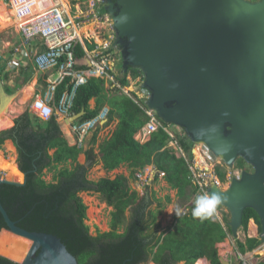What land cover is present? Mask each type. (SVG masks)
<instances>
[{
    "label": "trees",
    "instance_id": "obj_1",
    "mask_svg": "<svg viewBox=\"0 0 264 264\" xmlns=\"http://www.w3.org/2000/svg\"><path fill=\"white\" fill-rule=\"evenodd\" d=\"M84 55L82 47L77 46L76 56L82 58ZM129 74L134 78L143 77L139 70L130 69L118 77L123 85H129ZM9 79L5 62L0 65V81ZM71 89L70 80H65L57 89L55 102L58 104L63 94ZM92 100L96 102L94 108L90 106ZM106 106L110 113L104 127L115 121L117 125L111 136L99 144L100 159L95 146L102 128L92 135L88 148H79L69 144L56 116L45 121L28 109L15 119L13 127L0 131V150L7 140H11L18 153L17 165L27 175L24 186H0L1 203L11 220L26 231L57 236L78 264H196L201 259L210 264H222L218 245L232 235L230 214L218 205L216 210L221 212L222 221L215 213L203 221L193 218L198 189L192 182L186 159L169 147L171 137L164 129L152 133L145 143L137 141L135 136L148 122V116L134 100L108 89L101 79H91L87 85L78 88L70 113L78 114L84 110L85 115L79 122H85ZM6 116L11 119L10 115ZM176 133L179 145L191 161L192 142L184 131ZM82 154L88 166L79 162ZM100 163L107 173L126 166L129 176L119 174L114 179L90 180V169ZM149 166L156 170L151 184L159 182L160 174L164 173V181L177 192L176 198L185 209L174 216L172 225L165 228L159 217L172 204V197L158 198L155 192L151 194V184L141 195L130 184L137 172ZM236 166L245 169L248 164L240 158ZM17 172L22 176L19 170ZM217 173L224 181L225 170L218 168ZM47 174H52L50 182L45 178ZM84 192L98 194L100 200L112 208L109 232L90 234L85 223L88 207L80 196ZM251 220L260 228L258 214L247 208L242 227L246 234ZM4 229L7 224L0 212V233ZM22 241L12 239L5 231L0 235V252L10 244L27 246L29 252L32 242ZM235 244L237 251L245 255L259 249L262 242L257 237L247 236L245 241L236 239ZM25 258L22 257L23 262ZM0 264L17 263L0 257ZM257 264H264V260Z\"/></svg>",
    "mask_w": 264,
    "mask_h": 264
},
{
    "label": "water",
    "instance_id": "obj_2",
    "mask_svg": "<svg viewBox=\"0 0 264 264\" xmlns=\"http://www.w3.org/2000/svg\"><path fill=\"white\" fill-rule=\"evenodd\" d=\"M4 2V0H0ZM116 33L122 72L139 70L146 105L166 124L182 129L229 168L240 159L254 168L227 188L213 185L239 239L247 208L260 218L264 244V0H102ZM17 94L0 81V116ZM85 111L72 115L79 121ZM18 170L20 171L18 165ZM21 172V171H20ZM22 173V172H21ZM0 176V186H24ZM6 231L33 242L21 264H78L55 235L29 232L1 203ZM222 264H230L221 258Z\"/></svg>",
    "mask_w": 264,
    "mask_h": 264
},
{
    "label": "built area",
    "instance_id": "obj_3",
    "mask_svg": "<svg viewBox=\"0 0 264 264\" xmlns=\"http://www.w3.org/2000/svg\"><path fill=\"white\" fill-rule=\"evenodd\" d=\"M4 2L6 9L12 12V18L16 23L15 29L20 36V44L15 48V53L19 57L29 58L36 72L41 77H46L45 88L36 95L30 105L29 110L33 114L45 121L52 116L69 118L78 88L87 85L91 79H101L105 81L108 89L134 100L148 116V122L136 135L139 142H147L152 133L160 128L169 134L171 137L169 147L173 148L179 157L186 159L192 182L198 189L197 195L209 194V189L213 185L227 188L235 178L242 177L246 168L237 167L236 163L229 168L203 144H192L193 158L190 161L178 143L177 131L173 129L175 126L163 122L147 107L150 93L143 87L144 78L141 76L134 78L129 74L127 77L129 85L121 83L118 77L123 75L122 69L118 70L117 66L123 62L122 54L120 49L114 47L117 36L113 21L102 0H4ZM79 45L85 52L82 58L76 56V48ZM67 79L70 80L72 89L65 92L57 104L55 102L57 89ZM109 113L110 108L105 107L90 120L70 124L79 148H84L86 140L105 126ZM218 168L226 172L224 181L218 176ZM155 175L156 170L149 166L137 172L135 180L139 187L143 188L152 182ZM163 177L164 173H161L160 178ZM215 214L222 221V214L217 210ZM254 255L252 252L246 256L239 253L240 262L237 264H257L249 260Z\"/></svg>",
    "mask_w": 264,
    "mask_h": 264
},
{
    "label": "rangeland",
    "instance_id": "obj_4",
    "mask_svg": "<svg viewBox=\"0 0 264 264\" xmlns=\"http://www.w3.org/2000/svg\"><path fill=\"white\" fill-rule=\"evenodd\" d=\"M248 1L256 2V1H260V0H248ZM0 3H2V2H0ZM15 25H16L15 21H13L12 25L10 27H7V28H3L0 25V65L3 64L5 61L9 62L8 67H7V71H9L11 74L10 75L11 76V81H10L11 84H12V80H15L16 77L18 78L19 73L16 71L15 68H18L20 66L19 64L21 61V57H19L15 53V48H17L18 41H20L19 35L15 29V27H16ZM27 60H29V58H27ZM29 64L31 66V69H30L31 73H34L30 60H29ZM122 64L123 63L118 64V66H117L118 70H120L122 68ZM19 79H20V77H19ZM10 92H12V91L10 90ZM15 92H18V91H15ZM17 94H18L17 98L14 99V101L9 106L8 115H10L11 117L16 116L18 114L19 109H22V111H26L30 108L31 102L28 101L27 98L21 97L20 91ZM116 123H117V121L111 123L112 125L110 124L111 125L110 127L108 126L106 128H103L99 132L98 144L109 138V136L111 135ZM173 129L175 131L181 130L178 127H173ZM90 140H91V137H89L86 140V142H85L86 146H90ZM0 153H1V156H0V176L6 177L8 180L23 182V180H24L23 175L19 176V174L16 173L15 179L10 178L9 170L5 169L7 167V165H6L7 161H12V163L16 162L14 151L11 148L4 147L3 150H0ZM95 153L98 154V158L100 159L98 145L95 146ZM80 157L81 158H79V162L82 164H85L87 166L88 163L86 162L84 154H82ZM15 165H16V163H15ZM123 168H125V167H121L118 170H115L111 173H107L103 169L102 164L100 163V164H98L95 167L90 169L88 177L92 181H98L99 179L104 178V177H109V178L114 179L117 175H119L121 173H123L125 175L127 174L125 171L122 172ZM246 171L253 172L251 170V168L248 166H246ZM128 174H129V172H128ZM45 178L47 181L50 182L52 180V174H47ZM136 183L137 182L135 180L131 181V183H130L131 187H132V189L139 191L138 189H136L137 188ZM173 191L174 190H171L168 187L167 183L164 181L163 178L160 179L159 182L154 183L153 185L151 184L150 193L152 194L153 192H155L158 198H164L166 195L172 196L175 193ZM140 192L141 191H139V193ZM141 195H142V193H141ZM80 196L82 197L84 203L88 207V209H87V220L85 221V223L90 228V234L92 236H96L99 232H101V233L109 232L110 231L109 225H110V219H111L110 214H111L112 209L100 200V197L98 194H89L87 192H84V193H81ZM177 201L178 200H176L175 204H172L171 206L169 205L164 210L163 214L159 217V219L161 218L160 220H162V222L163 221L168 222V220H169L168 218L170 216L174 215L175 213H178L177 211H179V214L181 213L183 208H180L181 207L180 202L179 201L177 202ZM224 211L228 212L226 210V208H224ZM255 230L256 231H254V232L256 234L253 231L251 232L250 228H249V231L246 234L244 231H242V229H240L239 240L245 241L247 236L258 238L260 233H261L258 225L255 226ZM8 233L10 234L11 238L14 240L21 241V242H23L22 241L23 239L25 240V238L19 237V236L15 235L9 231H8ZM235 243H236V239L233 238V240L231 241V245H232V248L236 249ZM236 251H237V249H236ZM27 253H28L27 246H18V245H11L10 244V245H7L6 250H3L2 252H0V256L7 258V259H9L12 262H15L17 264H21V263H23L22 257L27 256ZM237 253H239V252H237ZM252 253H255V255L249 259L251 262L258 263L259 261L264 260V244L261 245V247L259 249L255 250ZM245 256H246V254H245ZM236 257L238 258V256H236ZM234 259L235 258L230 259L232 264H237L240 262L239 259H237V261H236V259L235 260ZM181 264H183V263H181Z\"/></svg>",
    "mask_w": 264,
    "mask_h": 264
},
{
    "label": "crops",
    "instance_id": "obj_5",
    "mask_svg": "<svg viewBox=\"0 0 264 264\" xmlns=\"http://www.w3.org/2000/svg\"><path fill=\"white\" fill-rule=\"evenodd\" d=\"M0 2H2V1H0ZM0 4H3V5H5V2H2V3H0ZM6 7V6H5ZM19 39H20V36H19ZM19 44H20V41H18V45L17 46H19ZM5 62H7V67H8V61H5ZM4 62V63H5ZM3 63V64H4ZM123 63V62H122ZM2 65V64H1ZM20 66L18 67V68H15L16 69V71L19 73V75H18V78L16 77L15 78V80H12V84L10 83V81H11V76H10V79L9 80H7V81H5V82H3V85H4V87H5V90L9 93V94H17L19 91H20V94H21V97H25V98H27V100L28 101H30L31 102V104L33 103V101H34V98L36 97V95H38L40 92H42L43 91V89L45 88V86H46V82H45V78L46 77H41L40 76V74H38V72H36V70H35V67H34V65L31 63V65H32V69H33V71H34V73H31V71H30V69H31V66H30V64H29V60H27V58H25V57H21V61H20V64H19ZM28 68V69H27ZM121 69H123V64H122V68ZM9 72V71H8ZM122 72V71H121ZM120 72V73H121ZM9 74H10V72H9ZM118 74H119V72H118ZM122 74L123 75H125L123 72H122ZM11 75V74H10ZM19 77H20V79H19ZM10 83V84H9ZM10 90L12 91V92H10ZM15 91H18V92H15ZM15 92V93H14ZM17 96H18V94H17ZM30 104V105H31ZM95 105H96V102H95V100H92L91 102H90V106H91V108H94L95 107ZM106 107H108V106H106ZM25 111H22V109H19L18 110V114L16 115V116H13V117H11V119L9 118V117H7L6 115H4V117H6V118H8L11 122H12V124H11V126L9 127V128H11V127H13L14 126V121H15V119L17 118V117H19L20 115H22L23 113H24ZM72 115H75V114H71V116ZM3 116V115H2ZM2 116H0V117H2ZM70 116V117H71ZM57 117V116H56ZM69 117V118H70ZM69 118H60V117H57V121H58V123L60 124V127H61V130H62V132H63V134L65 135V137L67 138V140H68V142H69V144L70 145H76L77 146V144H76V138H75V136H74V134L71 132V128H70V124L68 123V119ZM76 122H79V121H76ZM112 125V124H111ZM111 125H109V127L111 126ZM116 125H117V123H116ZM116 125H115V127H114V129H113V131L115 130V128H116ZM108 127V126H107ZM113 127V126H112ZM9 128H7V129H9ZM103 128H106V127H103ZM102 128V129H103ZM101 129V130H102ZM4 130H6V129H4ZM2 131V130H1ZM112 131V132H113ZM112 134V133H111ZM111 136V135H110ZM109 136V137H110ZM92 137V136H91ZM135 139H136V136H135ZM137 140V139H136ZM138 141V140H137ZM100 144V143H99ZM99 144H98V149H99ZM4 147H8V148H11L13 151H14V155H15V158H16V166H17V158H18V153H17V149H16V147L14 146V143L11 141V140H7L6 142H5V144H4ZM86 147L88 148L89 146H86L85 145V147H84V149H86ZM81 156V155H80ZM85 156V155H84ZM101 157V156H100ZM79 158H81V157H79ZM85 159H86V157H85ZM82 164V163H81ZM102 164V163H101ZM85 165V164H84ZM88 166V165H87ZM103 166V165H102ZM122 167H125V168H123L122 169V172L123 171H125L127 174L125 175V176H129V174H128V168L126 167V166H122ZM17 170H18V168H17ZM16 170V171H17ZM127 170V171H126ZM17 174H18V172H17ZM22 174V173H21ZM121 174H123V173H121ZM19 176H21L20 174H19ZM162 179V178H161ZM135 179H133L132 181H134ZM136 181V180H135ZM149 184H151V182L149 183ZM148 184V185H149ZM136 186H137V188L136 189H138L139 191H141L140 192V194L142 193H144V190H145V188H146V186L145 187H143V188H140L139 187V183L137 182L136 183ZM169 187V186H168ZM135 190V189H134ZM137 191V190H136ZM138 191V192H139ZM173 192H175L171 197H172V199H173V202H172V204H175V202H176V200H177V198H176V195H177V192L176 191H173ZM178 202V201H177ZM172 204H170V206L172 205ZM111 208V207H110ZM180 208H183V207H180ZM112 209V208H111ZM171 210V209H170ZM183 210L185 211V209L183 208ZM181 211V213H183L184 211ZM178 213H175L174 215H172V216H170L168 219V222H162V220H160L159 219V221L160 222H162L161 224H162V226L165 228V227H167V226H170V225H172L173 224V218H174V216L176 215V214H178L179 215V211H177ZM220 212V211H219ZM180 213V214H181ZM221 213V212H220ZM215 216H216V214H215ZM216 218H217V216H216ZM218 220H219V218H217ZM221 221V220H220ZM255 226H257V224L255 223V221L254 220H252V221H250V224H249V228H250V231H252L251 229H252V227H255ZM248 231H249V229H248ZM233 240V236L232 235H230L229 237H228V239L224 242V243H221V244H219L218 245V247H219V253H220V257L221 258H223L225 261H227V262H229L230 264H232L231 263V261H230V259H232V258H235L236 259V261H237V259H239V253H237L238 251H236V249L235 248H232V245H231V241ZM236 256H238V258L236 257ZM234 259V260H235ZM202 261H206L207 262V264H210V262L208 261V260H206V259H201ZM201 260L200 261H198L197 263H199V262H201ZM196 263V264H197ZM236 263V262H235ZM150 264H153V263H150Z\"/></svg>",
    "mask_w": 264,
    "mask_h": 264
},
{
    "label": "clouds",
    "instance_id": "obj_6",
    "mask_svg": "<svg viewBox=\"0 0 264 264\" xmlns=\"http://www.w3.org/2000/svg\"><path fill=\"white\" fill-rule=\"evenodd\" d=\"M220 203H221V198L217 193L198 195L195 199L194 207L192 209L193 218H198L201 221L210 219L211 217H213L217 209V206Z\"/></svg>",
    "mask_w": 264,
    "mask_h": 264
},
{
    "label": "bare ground",
    "instance_id": "obj_7",
    "mask_svg": "<svg viewBox=\"0 0 264 264\" xmlns=\"http://www.w3.org/2000/svg\"><path fill=\"white\" fill-rule=\"evenodd\" d=\"M13 21H14V19L12 18V12H9L6 9V7L3 4H1L0 5V25L3 28H7V27H10L12 25ZM4 115L5 114H3V116L1 115L2 117H0V131L9 128L11 126V124H12V122L8 118L4 117ZM196 153H197V155H199L198 151ZM0 156H1V153H0ZM6 165H7V167L5 169H8L9 170L10 178H14L15 179V175L17 173V171H16L17 166L15 165V163H12V161H7V164ZM5 231L6 230H3L2 233L5 232ZM252 231L253 232L256 231L255 230V227H252ZM6 232H8V231H6ZM2 233H0V235ZM32 244H33V242H32ZM27 256H28V254H27ZM27 256H26V258H27ZM26 258H25V260H26ZM197 264H207V262L201 260V262H199Z\"/></svg>",
    "mask_w": 264,
    "mask_h": 264
},
{
    "label": "flooded vegetation",
    "instance_id": "obj_8",
    "mask_svg": "<svg viewBox=\"0 0 264 264\" xmlns=\"http://www.w3.org/2000/svg\"><path fill=\"white\" fill-rule=\"evenodd\" d=\"M248 167H250L252 171L254 170V168H253L252 166L248 165ZM251 221H252V220H251ZM255 223H256V222H255ZM259 230H260V228H259ZM250 238H251V237H250ZM0 257H2V256H0Z\"/></svg>",
    "mask_w": 264,
    "mask_h": 264
}]
</instances>
